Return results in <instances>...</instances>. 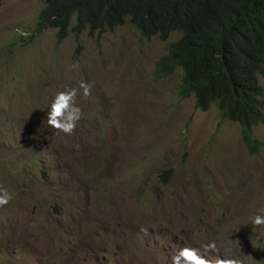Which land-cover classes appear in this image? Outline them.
<instances>
[{"label": "rangeland", "instance_id": "374dc122", "mask_svg": "<svg viewBox=\"0 0 264 264\" xmlns=\"http://www.w3.org/2000/svg\"><path fill=\"white\" fill-rule=\"evenodd\" d=\"M47 1L0 6V185L13 194L0 264H171L212 241L218 255L264 261L250 222L264 212V124L251 155L238 123L180 97L181 69L155 75L181 33L146 40L126 23L99 39L70 28L58 43L56 29L35 33ZM81 81L92 85L77 97L82 120L56 136L42 124L51 100Z\"/></svg>", "mask_w": 264, "mask_h": 264}, {"label": "trees", "instance_id": "16d2710c", "mask_svg": "<svg viewBox=\"0 0 264 264\" xmlns=\"http://www.w3.org/2000/svg\"><path fill=\"white\" fill-rule=\"evenodd\" d=\"M126 23L146 40L181 33L155 75L181 69L180 97L193 96L202 112L217 107L223 118L241 125L249 152H260L263 143L253 129L264 123V0H48L35 33L56 29L62 43L70 28L76 36L89 29L99 39Z\"/></svg>", "mask_w": 264, "mask_h": 264}, {"label": "clouds", "instance_id": "9594fccd", "mask_svg": "<svg viewBox=\"0 0 264 264\" xmlns=\"http://www.w3.org/2000/svg\"><path fill=\"white\" fill-rule=\"evenodd\" d=\"M22 34L27 35V33ZM73 67H77V65H74ZM91 88V84L81 81L78 87L66 88L63 91H59L51 100V103L47 109L46 119L42 122V124L46 123L47 128L56 136H72L75 133L77 126L81 122L83 116L82 109L77 105V97L79 95H82L84 98L89 97L91 95ZM12 199L13 194L9 188L0 185V208L8 205ZM250 222L252 226V232L254 234L258 230L264 231V212L253 216ZM219 252L220 249L217 247V243L215 241L203 244L201 245V248L184 246L171 256V264H213V261L207 258L209 253L216 255L214 264H242V262L236 259L229 250L226 249L223 256L218 255ZM256 264H264V261L256 262Z\"/></svg>", "mask_w": 264, "mask_h": 264}]
</instances>
